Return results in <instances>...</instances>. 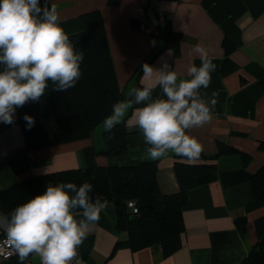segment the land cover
Here are the masks:
<instances>
[{
  "label": "crops",
  "instance_id": "crops-1",
  "mask_svg": "<svg viewBox=\"0 0 264 264\" xmlns=\"http://www.w3.org/2000/svg\"><path fill=\"white\" fill-rule=\"evenodd\" d=\"M49 1L56 5L67 34L81 30V14L100 11L123 99L138 82L149 83L142 79L139 67L151 53L157 52L149 64L153 68L167 62L179 79H186L188 68L201 64L194 46L203 45L217 67L201 95L209 99L215 91L217 104L211 122L191 129L190 134L201 142L206 155L216 154L222 142L250 156L245 165L239 152L223 154L215 160L214 170L195 178L183 210L182 245L174 253L165 256L155 247L116 248L127 239V232L117 229L116 210L109 203L78 248L84 256L82 264H240L258 241L255 222L264 214V207L246 211L253 197L251 177L264 164V0ZM160 17L169 19L181 36L178 54L170 45L163 47L155 33L143 29L154 30ZM155 92L162 96L159 87ZM126 129L127 153L119 157L99 154V165L135 166L152 160L145 158L142 133ZM103 132L101 123L87 137L29 149L15 113L13 124L0 123V190L34 175L85 167L84 148L92 145L103 151ZM177 158L170 153L156 160V177L164 194L180 190L174 169ZM74 211L79 214L80 210ZM242 216H247L245 230L236 225ZM0 217H4L1 212ZM28 262L40 264L35 256Z\"/></svg>",
  "mask_w": 264,
  "mask_h": 264
},
{
  "label": "clouds",
  "instance_id": "clouds-1",
  "mask_svg": "<svg viewBox=\"0 0 264 264\" xmlns=\"http://www.w3.org/2000/svg\"><path fill=\"white\" fill-rule=\"evenodd\" d=\"M194 51L201 64L193 63L186 79H179L167 62L159 69L144 63L142 79L149 83L112 104L102 121L104 130L111 132L120 124L138 129L147 146L145 158L157 160L172 153L195 164L203 145L190 130L211 122L218 94L214 91L209 99L201 95L217 66L200 43ZM83 60L84 52L65 32L55 4L0 0V123L13 124L17 108L40 101L50 83L61 92L75 87L83 75ZM156 87L162 97L153 96ZM23 119L29 128L35 123L27 114ZM92 193L89 182L47 185L43 193L0 217L10 249L0 248V255L5 259L16 255L18 264L31 256L38 257L40 264H73L90 226L109 206L108 200L99 194L93 198ZM74 210H80L79 214Z\"/></svg>",
  "mask_w": 264,
  "mask_h": 264
},
{
  "label": "trees",
  "instance_id": "trees-1",
  "mask_svg": "<svg viewBox=\"0 0 264 264\" xmlns=\"http://www.w3.org/2000/svg\"><path fill=\"white\" fill-rule=\"evenodd\" d=\"M47 2L51 7L50 1ZM40 3L43 5L44 0H40ZM80 24V31L68 34L76 49L84 52V60L81 63L83 75L76 86L61 92L53 90L50 83L40 101H30L16 110L29 149L89 136L110 114L112 104L124 98L100 11L92 10L81 14ZM154 31L163 40V47L170 45L176 54L179 53L181 36L173 30L169 19L164 18L163 23L154 28ZM226 48H230L227 41ZM156 56L157 52L151 53L143 61L139 67L140 75L142 65L150 64ZM142 86L138 82L136 87ZM153 96L160 95L154 90ZM25 114L34 118L35 123L30 128L23 119ZM127 135L124 124L117 125L111 132L104 130L105 149L96 151L92 145H87L83 150L85 167L34 175L1 189L0 212L7 216L18 205L43 193L49 184L70 181L79 186L83 182H89L93 185V198L99 194L112 203L117 214V229L127 232V239L118 242L116 248L125 247L139 251L155 247L161 249L165 256L174 253L182 245L183 210L187 202V191L194 186L195 178L214 170L215 160L219 156L239 151L220 142L216 154L206 155L202 152L195 164L178 157L174 169L180 190L164 194L156 177V160H143L135 166L97 163L96 157L99 154L109 157L125 155L128 151ZM239 153L247 165L250 156ZM251 185L253 197L246 206L247 212L264 207V164L253 173ZM130 200L136 202L138 213L134 214L128 208L127 203ZM255 224L258 241L240 264H264V214L256 219ZM236 225L239 230H245L247 216L237 218ZM27 261L24 264H27ZM0 264H18V258L15 255L8 260H2Z\"/></svg>",
  "mask_w": 264,
  "mask_h": 264
},
{
  "label": "built area",
  "instance_id": "built-area-1",
  "mask_svg": "<svg viewBox=\"0 0 264 264\" xmlns=\"http://www.w3.org/2000/svg\"><path fill=\"white\" fill-rule=\"evenodd\" d=\"M163 21H164V18L160 17V20H159L160 24H162ZM143 29L149 33H157L156 31L152 30L151 28H148L147 26H143ZM127 205H128V208L132 211V213H134V214L138 213V207H137L135 201L130 200V201H128ZM5 241H6V233L4 231V227L0 226V248H4L6 251H10V249L7 248ZM13 256H15V255H11L7 259H5L3 255H0V259L1 260H8ZM83 261H84L83 254L79 250H77V256L74 259L73 264H82ZM27 264H30V263L28 262Z\"/></svg>",
  "mask_w": 264,
  "mask_h": 264
}]
</instances>
